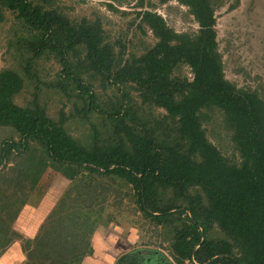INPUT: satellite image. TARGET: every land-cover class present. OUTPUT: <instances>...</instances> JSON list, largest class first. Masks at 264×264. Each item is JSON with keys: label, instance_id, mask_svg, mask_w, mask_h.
Here are the masks:
<instances>
[{"label": "trees", "instance_id": "trees-1", "mask_svg": "<svg viewBox=\"0 0 264 264\" xmlns=\"http://www.w3.org/2000/svg\"><path fill=\"white\" fill-rule=\"evenodd\" d=\"M53 1L0 0V11H12L28 28L31 37L26 42L35 56L58 59L62 69L55 86L68 95L77 91L87 101V114L111 119L115 140L103 146L81 145L38 102L18 105L14 99L24 80L5 69L0 72V125L14 128L21 140L2 148L0 164L12 151L37 143L49 158L71 169L72 177L84 165L128 179L138 188L146 214L163 211L154 217L160 220L173 209L159 205L160 188L178 195L197 188L201 194L189 198L190 225L173 245L179 264L186 259L197 264H264V100L255 92L238 91L225 79L211 0H178L190 7L199 24L195 35H179L160 15L144 11L141 22L158 41L140 57L130 58L116 51L99 24L72 22ZM181 64L190 67L191 80L173 76ZM81 68L98 75L104 87L135 84L144 103L167 112L164 122L146 126L130 108H104ZM208 107L223 112L240 163H231L207 138L200 114ZM216 224L231 242L205 237Z\"/></svg>", "mask_w": 264, "mask_h": 264}, {"label": "rangeland", "instance_id": "rangeland-1", "mask_svg": "<svg viewBox=\"0 0 264 264\" xmlns=\"http://www.w3.org/2000/svg\"><path fill=\"white\" fill-rule=\"evenodd\" d=\"M53 2L74 23L87 20L99 24L106 40L125 58L140 57L158 41L150 27L141 22V14L146 10L160 15L179 35H195L199 31L190 7L178 0ZM211 3L225 79L238 91L255 92L264 100V0H211ZM30 33L12 11L4 8L0 11V72L12 69L24 80L15 102L22 106L38 102L81 145L112 143L113 121L96 112L87 114L85 98L79 97L77 91L68 95L55 86L61 78L62 65L54 55L35 56L26 42ZM81 69L82 77L104 108H130L146 126L162 123L167 117L163 108L144 103L135 84L104 87L98 75ZM192 75L186 64L176 67L173 73L174 77L190 80ZM200 115L209 141L231 163H240V153L223 112L208 107ZM164 126L159 125L160 129ZM19 140L21 136L14 128L0 125V152L8 143ZM71 174V169L49 158L45 149L34 142L26 150L12 151L0 164V209L11 213L16 208H27L40 220L35 240L30 242L28 251H31H24L23 264H116L134 251H142L135 261L140 264L149 260L143 254L155 251H162L173 264H179L173 245L183 228L190 225L189 198L201 194L197 188L188 195L160 188L159 205L173 206L160 220L154 217L163 211L153 217L146 214L138 188L128 179L103 168L93 172L84 165L79 174L73 177ZM205 237L231 242L217 224L206 231ZM234 254L240 256L238 248H234ZM194 263L197 264L196 259L184 262Z\"/></svg>", "mask_w": 264, "mask_h": 264}, {"label": "crops", "instance_id": "crops-1", "mask_svg": "<svg viewBox=\"0 0 264 264\" xmlns=\"http://www.w3.org/2000/svg\"><path fill=\"white\" fill-rule=\"evenodd\" d=\"M7 210L0 209V264H23L24 251H30V242L35 240L40 220L27 208H16L11 213Z\"/></svg>", "mask_w": 264, "mask_h": 264}, {"label": "flooded vegetation", "instance_id": "flooded-vegetation-1", "mask_svg": "<svg viewBox=\"0 0 264 264\" xmlns=\"http://www.w3.org/2000/svg\"><path fill=\"white\" fill-rule=\"evenodd\" d=\"M137 255H142V251H134L132 253L124 255L116 264H140V262H135L137 261ZM143 257L149 258V260H143L142 263L144 264H173V262H171V259H169V257L162 251H155L153 254L147 253V256H144L143 254Z\"/></svg>", "mask_w": 264, "mask_h": 264}]
</instances>
